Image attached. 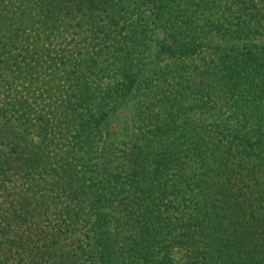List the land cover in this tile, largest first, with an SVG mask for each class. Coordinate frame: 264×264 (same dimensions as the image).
Segmentation results:
<instances>
[{"label":"trees","instance_id":"obj_1","mask_svg":"<svg viewBox=\"0 0 264 264\" xmlns=\"http://www.w3.org/2000/svg\"><path fill=\"white\" fill-rule=\"evenodd\" d=\"M0 264H264V0H0Z\"/></svg>","mask_w":264,"mask_h":264}]
</instances>
